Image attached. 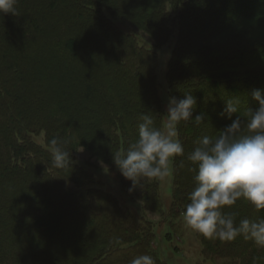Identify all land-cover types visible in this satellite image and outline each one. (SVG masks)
<instances>
[{
    "label": "trees",
    "instance_id": "trees-1",
    "mask_svg": "<svg viewBox=\"0 0 264 264\" xmlns=\"http://www.w3.org/2000/svg\"><path fill=\"white\" fill-rule=\"evenodd\" d=\"M46 1L17 0L15 15L0 13V264H130L142 254L166 264L151 222L105 192L72 159V143L116 168L113 155L136 141L141 114L163 130L157 52L174 36L168 96L191 94L193 119L176 127L184 154L172 158L169 209L163 214L158 180L139 194L147 211L161 213L174 228L195 187L188 154L231 123L220 115L228 99L240 100L232 119L258 108L251 92L264 90V0H51L54 12ZM80 14L87 20H77ZM116 19L145 29L156 44L141 46ZM199 114L204 119L197 123ZM39 134L41 144L34 141ZM52 138L67 141L70 159L62 169L51 165ZM130 187L121 176L120 188L133 201L138 188ZM55 190L53 203L47 196ZM223 212L237 223L264 217V209L243 198ZM188 229L203 256L212 254L213 242L216 254L234 261L256 245L243 236L220 241ZM242 264H264V248Z\"/></svg>",
    "mask_w": 264,
    "mask_h": 264
},
{
    "label": "clouds",
    "instance_id": "clouds-1",
    "mask_svg": "<svg viewBox=\"0 0 264 264\" xmlns=\"http://www.w3.org/2000/svg\"><path fill=\"white\" fill-rule=\"evenodd\" d=\"M17 0H0V13L16 14ZM251 98L258 108H248L244 117L238 113L239 98L228 99L220 112L231 120L219 136L202 137L187 159L195 165V187L188 194V203L182 213L186 225L206 238L233 241L238 236L251 239L264 248V217L256 220L225 215V206L235 205L243 198L257 210L264 209V90L254 89ZM196 100L191 94L183 98L171 96L166 104L167 131L154 126L151 115L141 114L138 138L124 153L116 152L113 163L121 176L131 181L129 191L141 181H163L169 174L170 158L183 155L182 144L175 139L180 121L193 119ZM197 123L204 114L194 117ZM67 141L52 138L49 141L51 165L62 169L69 163ZM130 264H155L151 255L134 257Z\"/></svg>",
    "mask_w": 264,
    "mask_h": 264
},
{
    "label": "rangeland",
    "instance_id": "rangeland-1",
    "mask_svg": "<svg viewBox=\"0 0 264 264\" xmlns=\"http://www.w3.org/2000/svg\"><path fill=\"white\" fill-rule=\"evenodd\" d=\"M48 5V9L54 12V6H51V0L46 1ZM105 4V3H104ZM59 5V4H58ZM59 7L58 10L59 11ZM69 14V13H68ZM3 16V15H2ZM5 16V14H4ZM6 16H8L6 14ZM54 17V15H53ZM69 17L70 14H69ZM77 20H87L84 15L75 16ZM3 18V17H2ZM256 21H249L245 24H252ZM50 25L52 23H49ZM114 25L125 34L134 35L138 41V43L145 47L146 49L151 48L156 42L152 39L149 32L145 29L140 28L138 25L133 22L125 21V20H114ZM53 35H56L54 32ZM257 36V35H256ZM259 37V36H257ZM223 39L211 41L208 45H215L219 43ZM175 37L171 38V41L160 48L157 52L158 66H157V84H158V93L162 102L163 108V131H167V115H166V104L168 102V87L166 81V71L167 64L169 58L171 56L172 49L174 47ZM107 51H111L112 40H107L105 42ZM112 54V53H111ZM113 55V54H112ZM181 80V79H179ZM133 120L135 118H132ZM136 120V119H135ZM140 123L142 121H139ZM37 143H42L43 136L39 134L35 136ZM176 139V138H175ZM132 140V138L130 139ZM133 141V140H132ZM72 159L77 162V164L84 167L86 170L91 171L95 174L96 178L101 180L104 184V191L115 196L119 201L120 205L126 207L134 216L141 217L142 215L152 224L153 232L155 233L156 243L154 242V246L157 247L158 256L165 261L166 264H242L246 259L249 258L251 253H257L261 250V248L257 245L252 248L246 250L244 254H241L240 257L236 261L231 259H225L222 255L216 254L219 248V243H212V254L209 255H201V245L199 241L196 239L194 233L190 231L183 220V217L177 218L175 220L176 225L171 229L170 226H167V223L164 221L161 213H153L147 211L144 207L143 203L139 200L141 194V186L151 185L152 181H141L139 183L138 190H135L136 194L134 195L133 201H130L127 195H125L120 188V172L117 168H111L108 164H106L102 159L97 157L91 151H89L85 146L78 142L72 143ZM169 174L163 180H158L159 190L161 195V200L163 204V214L167 211L171 204V191H172V158L169 161ZM141 187V188H140ZM136 189V188H135ZM58 191L55 190L52 194L48 195V199L53 203L55 202L53 199V194H57ZM32 197H36L35 194ZM75 211H79V208H74ZM60 219H57L55 223V227L59 225ZM47 224V222H46ZM49 225V224H48ZM54 228V230H56ZM169 234L168 238L166 236ZM166 238V239H165ZM66 240V238H65ZM33 248V247H32ZM31 248V249H32ZM34 250V249H33Z\"/></svg>",
    "mask_w": 264,
    "mask_h": 264
}]
</instances>
